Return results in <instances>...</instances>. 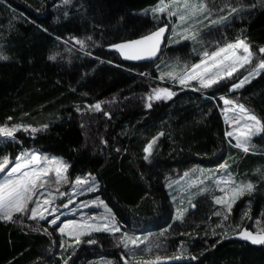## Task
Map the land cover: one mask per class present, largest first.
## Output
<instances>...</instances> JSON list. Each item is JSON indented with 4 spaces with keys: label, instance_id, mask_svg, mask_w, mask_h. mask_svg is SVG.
I'll return each mask as SVG.
<instances>
[{
    "label": "trees",
    "instance_id": "1",
    "mask_svg": "<svg viewBox=\"0 0 264 264\" xmlns=\"http://www.w3.org/2000/svg\"><path fill=\"white\" fill-rule=\"evenodd\" d=\"M160 1L169 0H0V55L7 57L0 59V124L41 128L1 143L0 159L29 150L62 159L70 166L69 181L91 180L86 197L104 201L120 231L162 233L167 250L179 254L169 264H264V244L234 238L243 227L264 233V132L251 140L257 149L242 152L225 135L221 114V97H232L264 122V69L236 90L231 85L242 71L208 89L174 87L171 98L149 100L161 84V62L126 59L110 46L166 23L163 15L157 20L156 14H140ZM205 21L198 29L203 37L211 28ZM212 36L220 43L245 39L261 61L264 5L241 12ZM188 48L164 47L161 58ZM53 54L55 61L48 58ZM97 102L100 110L89 107ZM225 160L242 183L253 185L234 203L228 227L210 204L195 205L172 223L166 178ZM47 220L27 221L20 214L0 220V264H97L125 256L105 232L60 249L59 225L50 227Z\"/></svg>",
    "mask_w": 264,
    "mask_h": 264
},
{
    "label": "rangeland",
    "instance_id": "2",
    "mask_svg": "<svg viewBox=\"0 0 264 264\" xmlns=\"http://www.w3.org/2000/svg\"><path fill=\"white\" fill-rule=\"evenodd\" d=\"M214 0H169V1H160L155 6L149 9H145L141 11L140 14H149V16L157 15V20L160 17L164 16V23L162 26H167L166 35L164 40V47H176L181 46L183 44H187L189 46L186 51L182 54L175 55L172 57L165 56L164 59L161 58L162 53L155 58L153 61L156 64L157 61H160L163 65L161 74H159L156 81L161 83L159 88H200V83L198 80L188 81V86L185 87L181 85L178 81V77L186 74L191 71L192 65L198 64L201 60H207L210 57L211 52L217 50L219 47L224 46L225 44L232 43H220L217 41L219 37L212 36L215 34V31L225 27L230 20L238 18L241 12H246L248 9H252L253 6L264 5V0H255L254 4L250 3V0H218L215 1L214 6H211V2ZM193 4L200 7L199 11H191L186 10L184 8L185 4ZM158 8H163L164 11H156ZM233 8L236 11H233ZM185 16L184 20L180 19V16ZM206 19H210L208 24H211V28L207 36L203 37L198 29L202 22H206ZM219 22H223L222 24ZM158 27V28H159ZM157 28V29H158ZM156 29V30H157ZM182 36H186L187 38L181 39ZM221 36V35H218ZM221 38V37H220ZM71 42L75 45H82V40L71 39ZM201 44V49H197L193 46V43ZM235 42V41H234ZM163 47V50H164ZM208 53V56L204 54ZM240 54L243 55L242 50H240ZM195 56H198V61L195 63H191V59ZM254 55H252V59L242 66H238L237 71L232 74L235 75L239 71H242V75L239 77L237 83L243 79L244 77H248V81L257 76V74L263 69L259 68V60H254ZM162 59V60H161ZM254 60V61H253ZM171 73V75H169ZM252 73V75H249ZM231 76V77H232ZM230 77H226L222 80L228 79ZM220 80V81H222ZM219 81V82H220ZM247 81V82H248ZM236 90V89H232ZM227 99L234 101L232 105L226 106L221 99V114L222 119L226 125L227 132H233V136L229 137L230 141L234 144L235 148L241 150L242 152L248 153L245 151L243 147L238 145L237 141V129L243 128L245 124H251L252 121L245 119H240L239 124L233 123V118H239L240 113L236 108V105L239 103L235 101L232 97H226ZM233 109H236L233 111ZM249 112V111H248ZM250 113V112H249ZM251 114V113H250ZM13 125H20L14 123H6L1 125L0 127H11ZM41 128L37 129L40 130ZM17 132H23L24 134H33L31 132V128L27 131L24 130L23 127L19 128ZM259 134L257 132L255 135L251 136L248 143V150L254 149L251 140L253 137H256ZM10 140V138H0V144ZM257 149V148H256ZM22 153H36L41 156V162H44V159L47 158L48 161L57 160L64 162L62 159L58 157L49 156L48 154H43L36 152L34 150L24 151ZM19 156V155H18ZM228 160H225L221 165L212 168V169H202L200 167H191L180 174H176L172 177H167L166 181H169L170 187L172 189V198L171 203L173 206L172 212V223L177 221H182L186 218L192 208L196 207L195 205H203L206 206L210 204V209H216V216L221 217V222L224 227H228L226 225L225 217L229 218L230 211L234 205V203L246 196V191L243 196H240L235 201L230 200L231 190L240 185L245 184L242 183V180L237 178L236 175L231 171L230 164H226ZM11 167L14 164L15 159L10 160ZM65 163V162H64ZM6 171L0 172V182L5 178ZM82 183L76 184L75 180L69 181L66 179L60 183H56L55 173H49L46 178V183L44 187H37L36 195L33 196V199L29 201V208L35 207V201L39 199L41 208L45 207H56L58 212L55 216H58L57 223L55 225L48 223V226L53 227L59 225V227L64 226L68 221H75L77 224L87 223L93 225H103L105 223H109L117 227L113 223L111 213L104 203L99 197L87 198L93 191V183L88 178H80ZM63 193V195H61ZM51 200V205H45L44 200ZM221 199L222 203H217V200ZM71 201V203H69ZM60 202V203H58ZM210 202V203H209ZM229 203H231V209L229 210ZM67 205V207H64ZM198 207V206H197ZM210 211V210H209ZM212 211V210H211ZM20 214L24 220L27 221H50L54 218V215L50 212L45 213V218L40 219L37 216L35 219L30 218L31 212H12L11 216ZM182 217V218H177ZM1 221H9L5 217L3 213H0ZM118 228V227H117ZM119 229V228H118ZM135 231V232H134ZM105 232L109 234V236L113 239L114 244L120 250L122 254L119 262H112L111 260L99 259L97 264H169L170 260L173 258H177L179 254L176 252H169L168 243L164 240V236L162 233L160 234H140L143 232L142 229H134L130 231H92L89 235L82 236H92L96 233ZM240 232V231H239ZM258 233V232H256ZM58 234L64 240L58 244L60 249H64L67 247L66 242L70 245L77 244L75 236L68 235V230L62 234L59 232ZM132 240H136V243L133 244ZM125 243H127V247H125ZM159 257V259H157Z\"/></svg>",
    "mask_w": 264,
    "mask_h": 264
},
{
    "label": "snow or ice",
    "instance_id": "3",
    "mask_svg": "<svg viewBox=\"0 0 264 264\" xmlns=\"http://www.w3.org/2000/svg\"><path fill=\"white\" fill-rule=\"evenodd\" d=\"M67 2V0H65ZM184 8L186 10H191L193 12L199 11L200 7L193 4H185ZM156 11H164L163 8H158ZM233 11H236L233 8ZM181 20L185 19V16H180ZM167 26L159 27L156 31L149 35H146L138 40L128 41L122 44L111 45L110 47L119 49L122 55L126 59L139 60L145 56L151 57L157 54L159 45L161 42V37L166 31ZM187 38L182 36L181 39ZM83 43V42H81ZM242 50L243 55L240 54ZM261 54H264V47L259 49ZM58 54L50 55L49 60H56ZM208 56V53L204 54ZM252 50L250 45L245 42V39H237L235 42L225 44L219 47L217 50L211 52L210 57L207 60H201L198 64L192 65L191 71L184 75L178 77V81L181 85L187 87L188 81L198 80L201 87L204 89L211 88L213 85L217 84L220 80L231 77L234 72L237 71L238 66L248 63L252 59ZM0 59H7L6 56L0 55ZM259 68L264 69V59H261L259 63ZM171 75V73H169ZM249 75H252L250 73ZM248 81V77H244L238 83H233L231 85L232 89H238L243 87V85ZM154 96H149V100L156 99H169L174 93L167 88L154 89ZM226 106L232 105L234 101L227 98L221 97ZM151 107V104L148 105ZM89 107H94L96 110L101 109V103L97 102L94 106L89 105ZM239 110L240 117L233 118V123L239 124L240 119H247L252 121L251 124H245L243 128L237 129V141L240 147H243L245 151H248V143L251 136L255 135L257 132H264V122H262L256 115L250 114L243 104L236 105ZM236 109H233L235 111ZM106 115H110L105 113ZM23 127L27 131L31 126L24 125H13L11 127H0V138H10L12 140L16 139L15 133L19 128ZM44 127H47L46 125ZM37 129L31 128V132L35 133ZM226 136L232 137L233 132H226ZM152 149V144L150 143L144 148L146 154L145 159L148 160ZM9 157L5 156L0 159V172H5L6 175L2 182H0V213H3L7 219H12V212H31L32 219L37 216L40 219L45 218V213L50 212L54 215V218L48 223L55 225L57 223L58 216L55 214L58 212L56 207H45L41 208L40 201L37 199L35 201L36 206L29 208V201L33 199L36 195L37 187H44L47 182L46 178L49 173L54 172L56 177V183L60 184L66 179V174L69 169L67 163L52 160L48 161L47 158L44 162H41V156L36 153H21L15 158L14 164L10 165ZM76 184L82 183L81 179L78 177L75 181ZM253 185L251 182L247 184H240L231 190L230 200L235 201L240 196H243L246 191H251ZM63 195V193H61ZM221 199L217 200V203H222ZM51 200L45 199V205H51ZM71 203V201H69ZM67 207V205H64ZM229 210L231 209V203L228 205ZM182 218V217H177ZM227 217H225L226 219ZM68 230V235L75 236L76 243H80L81 237L89 235L92 231H119L117 227L112 224L105 223L103 225H93L87 223L77 224L75 221H68L64 226L59 227V232L64 233ZM239 235L247 240H250L253 244H264V234H253L247 230L239 233ZM96 241L93 239H88L87 243L93 244ZM135 244L136 240H132ZM127 247V243H125ZM159 259V257H157ZM67 264V261H65Z\"/></svg>",
    "mask_w": 264,
    "mask_h": 264
},
{
    "label": "water",
    "instance_id": "4",
    "mask_svg": "<svg viewBox=\"0 0 264 264\" xmlns=\"http://www.w3.org/2000/svg\"><path fill=\"white\" fill-rule=\"evenodd\" d=\"M154 31H156V30H154ZM151 33H149V34H151ZM149 34H147V35H149ZM165 35H166V31L163 33V35L161 37V42H160V45H159V49H158L157 54L155 56H151V57L145 56V57L139 59L138 61H140V62H152L155 58H157L160 55L161 51H162V48H163V45H164V40H165ZM144 36H146V35H144ZM144 36H142V37H144ZM142 37H139V38H136V39H133V40H138V39H141ZM133 40H131V41H133ZM249 232H251V231H249ZM253 234H255V233H253ZM257 234H264V233H257ZM234 238L245 239V238L241 237L239 234L235 235ZM248 241H250V240H248ZM259 245H262V244H259Z\"/></svg>",
    "mask_w": 264,
    "mask_h": 264
},
{
    "label": "flooded vegetation",
    "instance_id": "5",
    "mask_svg": "<svg viewBox=\"0 0 264 264\" xmlns=\"http://www.w3.org/2000/svg\"><path fill=\"white\" fill-rule=\"evenodd\" d=\"M245 230H247V228L243 227V229H242L240 232H243V231H245Z\"/></svg>",
    "mask_w": 264,
    "mask_h": 264
}]
</instances>
